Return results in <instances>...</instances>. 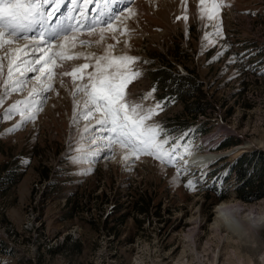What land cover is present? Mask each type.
I'll return each instance as SVG.
<instances>
[{"label":"rangeland","instance_id":"374dc122","mask_svg":"<svg viewBox=\"0 0 264 264\" xmlns=\"http://www.w3.org/2000/svg\"><path fill=\"white\" fill-rule=\"evenodd\" d=\"M226 2L231 6L221 10L224 36L203 49L205 33L214 29L199 19V0L186 4L184 0H135L131 6L137 16L117 22L118 28L126 24L132 35L118 36L116 53L123 50L139 57L143 73L129 85L134 97L156 86L154 99L163 101L172 81L163 83L157 77L161 84L152 75L166 70L197 77L205 100L211 103L207 114L197 120L184 113V104L177 100L154 117L168 133L167 124L174 123L170 119L181 117L178 133L169 135L180 137L181 144L191 142L192 151H210L190 156L195 167L189 168V174L182 173L179 183H174L173 167L162 168L148 156L128 170L119 155L115 159L102 155L90 174H80V167L69 158L72 83L65 82L61 88L57 81L59 95L46 94L35 123L9 133L20 118L0 120L1 175L15 181L5 184L0 179V264H241L235 251L251 255L259 264L264 258V229L237 236L226 225L218 229L215 224L225 203H238L243 209L264 203V196L251 202L239 198L235 191L240 183L230 173L240 155L264 156V0ZM107 42L115 43L110 37ZM233 57L235 62L230 63ZM91 71V67L85 70ZM23 98L13 94L0 115ZM225 140L231 145L220 149ZM242 146L246 148L235 154ZM221 153L227 156L214 165ZM193 175L198 178L195 191L185 187ZM210 187L228 191V197L211 211L217 194L209 193ZM141 198L151 199L147 214L135 208Z\"/></svg>","mask_w":264,"mask_h":264},{"label":"snow or ice","instance_id":"6c2138e0","mask_svg":"<svg viewBox=\"0 0 264 264\" xmlns=\"http://www.w3.org/2000/svg\"><path fill=\"white\" fill-rule=\"evenodd\" d=\"M134 2L68 0L71 6L61 12L66 0H0V108L13 94L24 95L4 110L0 120L20 118L9 133L35 123L46 94L59 95L57 81L64 88L63 78L71 77L73 143L69 158L80 167V174H90L92 164L102 155L109 159L119 155L128 170L142 156H148L162 168L173 167L174 183H179L182 173H190L185 156L193 154L192 144L178 143L180 137L170 136L154 119L166 106L154 99L155 86L139 97L129 89L143 75L139 57L123 50L116 53L118 36L132 35L126 24L118 28L117 22L137 16L131 6ZM118 4L124 7H116ZM199 5V19L214 29L205 33L203 49L224 36L221 10L231 5L226 0H199ZM182 18L186 21L187 14ZM109 37L115 43L105 44ZM124 43L130 47L127 40ZM90 48L96 50L83 51ZM81 59L92 63H70ZM90 67L93 71L85 72ZM30 73L35 75L30 77ZM148 100L153 103L146 104ZM197 185L198 178L193 175L185 187L195 191Z\"/></svg>","mask_w":264,"mask_h":264},{"label":"trees","instance_id":"16d2710c","mask_svg":"<svg viewBox=\"0 0 264 264\" xmlns=\"http://www.w3.org/2000/svg\"><path fill=\"white\" fill-rule=\"evenodd\" d=\"M152 77L156 79V81H159L161 84L162 82L159 80V78H161L163 83L166 80L170 81V83L172 81L169 88H167L168 90H166L169 91L170 94L162 97L166 105L169 104L171 101L176 100L178 102H182L184 104V113L191 115V117H193V119L195 120L198 119V115L207 114V111L209 110V108H211V103L205 100L206 97L203 91V83H201V81H199L197 77L178 76L166 70H159V72L156 73L154 72ZM180 118L181 117L179 116H174L172 117V119H170V121L174 123L167 124L169 133H178L180 124L182 125L183 123H181ZM186 127L191 128L192 125H188ZM230 145V142L228 140H225L219 145V148L223 149L225 147H229ZM259 155H256V153L246 155L244 153L240 155V157H238L230 167V173H235L236 179L240 183V185L236 188L235 192L237 193V196L245 202H251L254 199H259L264 196V156L262 153H259ZM251 171L254 173L251 174ZM1 172L2 171L0 170V179L2 178L1 180L4 181L5 184H8L9 182H15L8 174L2 177ZM47 176L48 174L46 175V177ZM208 192H214L217 194L215 202H212L209 206L210 211L215 205V203L217 204L220 200L228 197V191L225 190L224 187L223 189L210 187ZM148 200L146 201L141 198L136 202L135 208L138 210L139 213H148V208L150 206L151 199L150 201ZM160 207L161 204L159 203L157 205L156 213L159 217Z\"/></svg>","mask_w":264,"mask_h":264},{"label":"bare ground","instance_id":"6f19581e","mask_svg":"<svg viewBox=\"0 0 264 264\" xmlns=\"http://www.w3.org/2000/svg\"><path fill=\"white\" fill-rule=\"evenodd\" d=\"M66 2H68V0H66ZM120 5L121 4H118L116 7H120ZM152 5V4H151ZM66 8H68V7H66L65 5L64 6H62V8H61V12H65L66 11ZM59 13H57V15H58ZM118 26V25H117ZM108 43V42H107ZM103 46V45H102ZM78 51L80 50V49H77ZM82 60V59H81ZM81 60H78V61H72V62H70V63H72V64H74V63H78V62H80ZM85 61V60H84ZM83 61H81V63H82ZM33 75H35L34 73H30L29 74V76L31 77V76H33ZM64 80H65V82H67V83H72L71 82V78L70 77H64L63 78ZM66 85V84H65ZM244 148H246V147H244V146H242V147H240L238 150H240V152H238V153H235V154H239V153H241L242 152V150L244 149ZM244 152V151H243ZM192 153L194 154V155H200L201 153L202 154H208V153H210V151H206V152H200V151H192ZM222 156H227V154H224V153H221L214 161H212V162H215L216 160H220V157H222ZM186 161H187V165H188V167L189 168H191V167H195V165H194V163H193V161H192V158H190V156H187V159H186ZM209 166V165H208ZM260 205L261 206H264V203L263 202H261L260 203ZM222 207V209L220 210V212H218V214H220V217H221V219L223 220V221H221V219L220 220H218V219H216V221H215V224H216V227L219 229V226H220V224H224V225H226V227L229 229V230H231V231H233V233H236L237 234V236L239 235V236H242V235H250V232H252V229L253 228H251L248 224H246V223H244L243 222V220L242 219H239V216L241 215V214H243V213H245L246 215H245V217L246 216H248V210L249 209H243V208H241L242 206L241 205H239L238 203L237 204H224V205H222L221 206ZM216 228V229H217ZM235 254V257L241 262V264H256L255 262H254V260H253V258L251 257V255H245V257H244V255H242L240 252H238V251H235L234 252ZM262 260L261 261H259L258 260V263L259 264H264V258L262 257L261 258ZM182 264H186V263H184V262H182Z\"/></svg>","mask_w":264,"mask_h":264},{"label":"clouds","instance_id":"9594fccd","mask_svg":"<svg viewBox=\"0 0 264 264\" xmlns=\"http://www.w3.org/2000/svg\"><path fill=\"white\" fill-rule=\"evenodd\" d=\"M244 223L259 231L264 229V206H253L248 210V216L242 217ZM239 264V262H237Z\"/></svg>","mask_w":264,"mask_h":264},{"label":"water","instance_id":"95a60500","mask_svg":"<svg viewBox=\"0 0 264 264\" xmlns=\"http://www.w3.org/2000/svg\"><path fill=\"white\" fill-rule=\"evenodd\" d=\"M225 156L220 157V159L224 158Z\"/></svg>","mask_w":264,"mask_h":264}]
</instances>
